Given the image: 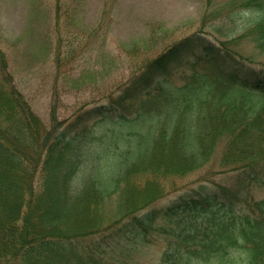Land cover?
<instances>
[{"label": "trees", "instance_id": "16d2710c", "mask_svg": "<svg viewBox=\"0 0 264 264\" xmlns=\"http://www.w3.org/2000/svg\"><path fill=\"white\" fill-rule=\"evenodd\" d=\"M229 5L232 21L256 14L244 29L264 54V0ZM241 37L176 40L101 104L62 122L53 108L49 127L0 53V264H130L158 238L163 264H264V199L251 197L264 188V66L234 49ZM105 124L120 135L103 142ZM219 148L229 185L197 181L152 208Z\"/></svg>", "mask_w": 264, "mask_h": 264}, {"label": "rangeland", "instance_id": "374dc122", "mask_svg": "<svg viewBox=\"0 0 264 264\" xmlns=\"http://www.w3.org/2000/svg\"><path fill=\"white\" fill-rule=\"evenodd\" d=\"M230 1L208 7L207 0H0V53L14 85L49 127L53 108L59 121L73 119L115 95L147 58L201 30L215 41L242 36L234 49L262 68L264 54L244 29L256 14L241 10L230 20ZM120 132L111 124L95 129L103 142ZM218 150L203 169L169 180L168 194L152 208L168 205L197 181L229 185L232 176L221 172ZM102 151L93 147L94 156ZM251 194L262 200L264 188ZM167 248V241L155 239L135 252L130 264H163Z\"/></svg>", "mask_w": 264, "mask_h": 264}]
</instances>
